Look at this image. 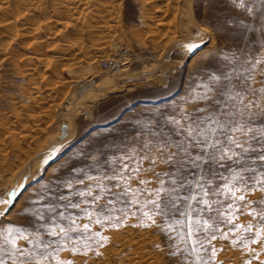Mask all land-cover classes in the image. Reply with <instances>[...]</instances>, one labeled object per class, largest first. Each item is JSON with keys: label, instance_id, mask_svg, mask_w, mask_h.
I'll return each instance as SVG.
<instances>
[{"label": "rangeland", "instance_id": "rangeland-1", "mask_svg": "<svg viewBox=\"0 0 264 264\" xmlns=\"http://www.w3.org/2000/svg\"><path fill=\"white\" fill-rule=\"evenodd\" d=\"M53 1L33 4L30 0H0V5L9 9L18 6L12 14L19 27L22 25L21 33L13 28L0 40V48L11 55L0 54V199H7L15 191L14 205L0 204V212L5 213L0 216V225L9 221L23 224L26 213L21 209L29 194L44 185L52 187L50 180L62 176L68 166L83 168L95 176L96 163L79 155L90 145L106 153L100 161L101 170L120 169L124 164L129 173L140 168V176L151 179L154 187V173H162L168 166L157 161L153 168L150 161L141 159L148 154L144 145L152 138L150 131H155L159 114H178L185 107V99L200 79L195 71L200 57L217 46L228 54L239 55L237 47L254 55L261 51L258 4L257 15L252 16L234 8L232 0H119L120 7L111 5L112 9L116 6L111 9L113 15L103 12L100 18L89 20L81 12L86 11L85 5L64 8L67 0ZM247 2L252 4V0ZM157 7L162 12L155 11ZM27 12L31 15L28 18ZM78 15L87 17V21ZM210 23L225 24L227 30L218 27L213 31ZM253 30L255 40L249 39ZM190 41L199 44L194 55L184 49ZM42 148L46 152L40 151ZM50 154L52 159L45 163ZM132 183L135 186L136 181ZM259 196L250 194V198ZM69 211L82 216L78 210ZM240 213L239 222L251 219L244 208ZM138 222L137 214L129 216L119 228L94 224V230L108 237L107 243L97 249L102 253L98 257L94 253L61 255L71 257L74 264H171L165 255L169 250L167 236L156 227L137 226ZM20 244L25 242L21 240ZM212 245L220 264H241L242 259L249 258L230 240L218 239Z\"/></svg>", "mask_w": 264, "mask_h": 264}, {"label": "snow or ice", "instance_id": "snow-or-ice-1", "mask_svg": "<svg viewBox=\"0 0 264 264\" xmlns=\"http://www.w3.org/2000/svg\"><path fill=\"white\" fill-rule=\"evenodd\" d=\"M257 4L260 54L239 47V55L218 46L208 49L195 69L200 79L185 107L178 114H159L144 145L148 154L141 157L153 168L157 161L168 166L154 173L155 186L140 176V168L129 173L127 164L101 170L106 153L90 145L79 155L96 163L95 176L68 166L62 176L50 180L52 187L44 185L29 194L21 209L26 213L23 224L0 225V264H74L61 255L64 252L98 257L102 253L97 249L108 237L93 225L119 228L137 214V226L156 227L167 236L165 255L171 264H220L212 245L218 239L230 240L247 254L241 264H264V0H232L234 8L252 16L257 15ZM209 27L227 30L225 24ZM249 39H256L255 30ZM184 49L194 55L199 44L190 41ZM255 193L259 198H250ZM14 195L9 193L0 204L14 205ZM241 208L251 217L245 223L239 222Z\"/></svg>", "mask_w": 264, "mask_h": 264}, {"label": "bare ground", "instance_id": "bare-ground-1", "mask_svg": "<svg viewBox=\"0 0 264 264\" xmlns=\"http://www.w3.org/2000/svg\"><path fill=\"white\" fill-rule=\"evenodd\" d=\"M13 1H15V0H13ZM53 1V0H52ZM55 1H57V0H55ZM68 2H65V5H63V7L64 6H69L70 5V7L72 8V6L71 5H75L76 3H78V5L79 4H82V5H85V7H86V11H81V12H84V14L87 16V17H89L90 19L89 20H91V18L92 17H101L102 15H105V14H102L103 12L104 13H107V14H109V15H113V13H112V11L114 10V8L116 7V6H118V7H120V2H119V0H94V1H96V2H93L92 3V1L93 0H67ZM144 0H142V2H143ZM149 0H147L146 2H148ZM25 1H23V3H24ZM27 2V4H28V1H26ZM30 2L31 3H36L37 4V2H38V0H30ZM40 2V1H39ZM42 2H43V0H42ZM54 2V1H53ZM53 2H52V4H53ZM61 2V1H60ZM59 2V3H60ZM150 2V1H149ZM15 3V2H14ZM18 3V2H17ZM62 4H63V1L61 2ZM94 3H97L98 5V7H94V8H89V5H94ZM144 3V2H143ZM151 3V2H150ZM149 3V4H150ZM7 4H9L8 2H7ZM16 4V3H15ZM20 4H21V2H20ZM25 4V3H24ZM55 4H56V2H55ZM61 4V5H62ZM146 4V3H145ZM31 5V4H30ZM57 5H58V3H57ZM81 5V6H82ZM111 5H116V6H114V8L112 9L111 7ZM144 5V4H143ZM9 6V5H8ZM25 6V5H24ZM23 6V7H24ZM40 6V5H39ZM54 6V5H53ZM66 6V7H67ZM96 6V5H95ZM16 7L17 8H11V6H10V8L11 9H9V7H7V6H4V5H0V40H1V38H2V36H4L5 35V33L4 32H6V31H10V29H16L15 31H17L18 33L20 32L21 33V31L20 30H22L21 29V27H22V25H21V27H19V25L17 24V20H15L13 17H15V16H13V14H12V12L14 13V11L16 10V11H18V6L16 5ZM26 7V6H25ZM69 7V9H71ZM144 7V6H143ZM145 7H147V6H145ZM22 8V7H21ZM36 8V7H35ZM62 8V7H61ZM65 8V7H64ZM158 8V7H157ZM15 9V10H14ZM28 9V8H27ZM88 9V10H87ZM111 9H112V11H111ZM146 9V8H145ZM152 9V8H151ZM154 9V8H153ZM12 10H14V11H12ZM22 10V9H21ZM24 10V9H23ZM36 10V9H35ZM45 10V9H44ZM59 10H60V8H59ZM63 10V9H62ZM66 10H68L67 8H66ZM143 10V9H142ZM20 11V10H19ZM26 11V10H25ZM29 11V10H28ZM33 11V10H32ZM43 11V10H42ZM155 11H157V12H162V9H160V7L158 8V9H156ZM39 12V11H38ZM95 12H96V14H95ZM101 12V13H100ZM163 12H166V11H164L163 10ZM16 13V12H15ZM14 13V14H15ZM28 14H29V12H27ZM42 13V12H41ZM57 13V12H56ZM100 13V14H99ZM144 13H146V12H144ZM21 14V13H20ZM27 14V15H28ZM44 14H45V12H44ZM80 14H82V13H80ZM83 14V15H84ZM142 14V13H141ZM148 16H149V13H146ZM83 15H80V16H82L83 18H84V16ZM24 16H26V15H24ZM24 16H22V17H24ZM31 15L29 14L28 16H26V18H28V17H30ZM79 16V15H78ZM77 16V17H78ZM79 16V17H80ZM120 16V15H119ZM143 16H144V14H143ZM147 16V17H148ZM76 17V18H77ZM79 17H78V19H79ZM87 17H86V19H87ZM107 17H108V15H107ZM145 17V16H144ZM151 17V16H150ZM142 18V17H141ZM154 18V17H153ZM32 19V18H31ZM52 19V18H51ZM85 19V18H84ZM85 19V20H86ZM92 19H95V18H92ZM105 19H106V17H105ZM144 19V18H143ZM147 19V18H146ZM102 20V19H101ZM145 20V19H144ZM49 21V20H48ZM48 21H47V23H48ZM87 21V20H86ZM158 21V20H157ZM56 22V21H55ZM55 22H49V23H51V24H55ZM85 22V21H84ZM90 22V21H89ZM92 23V22H91ZM157 23V22H156ZM40 24V23H39ZM50 24V25H51ZM75 24V23H74ZM158 24L159 25H163V23H162V21L161 22H159L158 21ZM166 24V23H165ZM56 25V24H55ZM92 25V24H91ZM39 26V25H38ZM52 27V26H51ZM55 27V26H54ZM188 27V26H187ZM20 28V29H19ZM40 29V28H39ZM107 29V28H106ZM152 29V28H151ZM200 29V28H199ZM198 29V30H199ZM28 30V29H27ZM44 30V29H43ZM180 30V29H179ZM12 31V30H11ZM14 31V30H13ZM152 31V30H151ZM173 32V31H172ZM14 33V32H13ZM25 33V32H24ZM150 33V32H149ZM7 34V33H6ZM16 34V33H15ZM34 34V33H33ZM38 35H39V33H37ZM153 34V33H152ZM35 36V35H34ZM40 36V35H39ZM43 36V35H42ZM11 37V36H10ZM9 37V38H10ZM15 37V36H14ZM8 38V39H9ZM30 38V37H29ZM5 40V39H4ZM37 41V40H36ZM35 41V42H36ZM34 42V41H33ZM2 44V43H1ZM36 44H38V43H36ZM35 44V45H36ZM4 45H5V43H4ZM3 45V46H4ZM39 45V44H38ZM37 45V46H38ZM70 45V44H69ZM1 46V45H0ZM5 47V46H4ZM4 47H3V49H4ZM54 47V46H53ZM39 48V47H38ZM62 48V47H61ZM68 49V48H67ZM11 50V49H10ZM64 50V49H63ZM66 51V50H65ZM13 53V52H12ZM0 54L3 56V57H7L8 56V52H7V50H5V51H3L2 50V48H0ZM10 55V54H9ZM33 55V54H32ZM58 55V54H57ZM74 55V54H73ZM10 57H11V55H10ZM75 58V57H74ZM82 58V57H81ZM47 59V58H46ZM11 60V59H10ZM23 60V59H22ZM43 60V59H42ZM12 61V60H11ZM49 61V60H48ZM52 61V60H51ZM16 64H17V62H16ZM49 64V63H48ZM53 64V63H52ZM1 65V64H0ZM27 69V68H26ZM23 72V71H22ZM26 72V71H25ZM127 73V72H126ZM125 72H124V74H126ZM133 73V72H132ZM135 73V72H134ZM134 73H133V75H134ZM139 72H137V73H135V74H138ZM28 74V73H27ZM127 75H128V73H127ZM123 76V75H122ZM43 79V78H42ZM35 85V84H34ZM33 85V86H34ZM48 87V86H47ZM25 88V87H24ZM27 88V87H26ZM29 88V87H28ZM40 87H37V90L40 92V90L41 89H39ZM42 88V87H41ZM31 89V88H30ZM45 89V88H44ZM25 90V89H24ZM27 90V89H26ZM34 90V89H33ZM48 90V89H47ZM36 91V90H35ZM24 92V91H23ZM29 92V91H28ZM23 94V93H22ZM37 94H39V93H37ZM40 95V94H39ZM29 96H30V94H29ZM26 97V96H25ZM14 100V99H13ZM35 100H37V99H35ZM24 103V102H23ZM14 104V103H13ZM38 104V103H37ZM25 105V104H24ZM24 107V106H23ZM25 107H27V106H25ZM32 107V106H31ZM15 109H16V107H15ZM20 110V109H19ZM17 111V110H16ZM8 112V111H7ZM3 113V112H2ZM5 114V113H4ZM19 114V113H18ZM17 115V114H16ZM20 115V114H19ZM8 116V115H7ZM3 117H5V116H3ZM2 118V117H1ZM7 118V117H6ZM5 118V119H6ZM2 120V119H1ZM8 120H9V118H8ZM3 123H5V122H3ZM10 123V122H9ZM0 124H2L1 123V121H0ZM12 124V123H11ZM15 124V123H14ZM4 125V124H3ZM17 125V124H16ZM7 127V126H6ZM9 127V126H8ZM28 127V126H27ZM3 128V127H2ZM11 128V127H10ZM9 128V129H10ZM4 129H5V127H4ZM7 132V131H6ZM14 132V131H13ZM18 132H20V131H18ZM30 133V132H29ZM28 134V133H27ZM1 135V134H0ZM16 135V134H15ZM31 135V134H30ZM13 138H14V136H13ZM33 138V137H32ZM17 140V139H16ZM15 140V141H16ZM21 140V139H20ZM24 140V139H23ZM1 141V140H0ZM25 141V140H24ZM14 142V141H13ZM26 142V141H25ZM5 143V142H4ZM16 144V143H15ZM18 144V143H17ZM19 145V144H18ZM23 145V144H22ZM14 146V145H13ZM40 151H43V152H46V149L45 148H42V149H40ZM43 152H41V153H43ZM33 160V159H32ZM32 165V164H31ZM23 166V165H22ZM21 171V170H20ZM23 171V170H22ZM26 171V170H25ZM18 173V172H17ZM18 176V175H17ZM10 177H12V176H10ZM15 178H17V177H15ZM21 180V179H20ZM124 232V231H123ZM145 232V231H144ZM133 234V233H132ZM141 235V234H140ZM130 239V238H129ZM143 239V238H142ZM152 239V238H151ZM128 239H126V241H127ZM131 240V239H130ZM135 241V240H134ZM133 242V241H132ZM125 243V242H124ZM126 244V243H125ZM135 248V247H134ZM108 252V251H107ZM125 254V253H124ZM104 255V254H103ZM153 256V255H152ZM105 258V257H104ZM114 258V257H113ZM158 258V257H157ZM146 259V258H145ZM153 259V258H152ZM159 261V260H158ZM142 262H143V260H142ZM150 262V261H149ZM135 263V262H134ZM89 264H91V263H89ZM133 264V263H132Z\"/></svg>", "mask_w": 264, "mask_h": 264}, {"label": "built area", "instance_id": "built-area-1", "mask_svg": "<svg viewBox=\"0 0 264 264\" xmlns=\"http://www.w3.org/2000/svg\"><path fill=\"white\" fill-rule=\"evenodd\" d=\"M105 65H107V64L105 63Z\"/></svg>", "mask_w": 264, "mask_h": 264}]
</instances>
